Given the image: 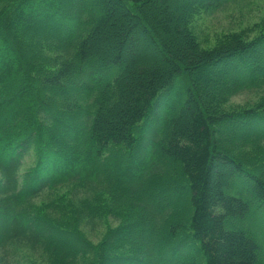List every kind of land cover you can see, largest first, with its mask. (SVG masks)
I'll list each match as a JSON object with an SVG mask.
<instances>
[{
    "label": "trees",
    "instance_id": "trees-1",
    "mask_svg": "<svg viewBox=\"0 0 264 264\" xmlns=\"http://www.w3.org/2000/svg\"><path fill=\"white\" fill-rule=\"evenodd\" d=\"M240 1L0 0V264H264V25L196 28Z\"/></svg>",
    "mask_w": 264,
    "mask_h": 264
},
{
    "label": "rangeland",
    "instance_id": "rangeland-1",
    "mask_svg": "<svg viewBox=\"0 0 264 264\" xmlns=\"http://www.w3.org/2000/svg\"><path fill=\"white\" fill-rule=\"evenodd\" d=\"M242 1H244L242 5H238V2L235 5H231L227 11H218L211 16L204 13L198 17L196 22L197 33L204 44L211 46L215 45L217 36L222 35L226 31H240L257 25H260L261 28L264 25V0H241L240 2ZM256 32L257 31L251 33V36ZM205 37H207L208 42L204 39ZM261 93H263V91L260 93L256 91L252 94H244L241 97L234 98V101L236 103L246 104L251 101L252 98L255 99V97H258ZM177 96L178 93L175 92L174 98ZM168 103L169 102H167V104ZM173 107H176V105H173ZM30 160L31 159L28 158L29 162ZM261 213L260 215L264 216V207ZM259 238L261 242V255L264 260V226L263 231L259 234Z\"/></svg>",
    "mask_w": 264,
    "mask_h": 264
}]
</instances>
